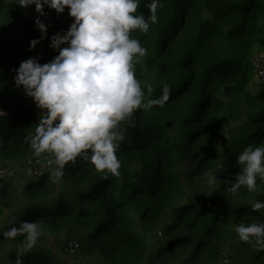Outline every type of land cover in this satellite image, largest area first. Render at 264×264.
<instances>
[{
    "label": "trees",
    "instance_id": "1",
    "mask_svg": "<svg viewBox=\"0 0 264 264\" xmlns=\"http://www.w3.org/2000/svg\"><path fill=\"white\" fill-rule=\"evenodd\" d=\"M150 2L140 0L137 14L147 19ZM160 3L157 23L149 22L147 33L136 30L131 37L147 49L136 65L145 98L159 97L164 82L171 87V97L163 108L135 113V127L128 128L118 152L121 174L105 176L78 159L66 166L62 179L46 172L38 180H28L18 212L6 207L0 212V233L20 220L38 222L50 231L74 226L76 238L66 241L64 247L75 243L74 253L80 255L98 250L101 264H114L111 254L120 247L127 259L118 264H138L142 259L164 264L177 254L190 252L188 264L198 262L203 254L209 261L220 258L223 237L230 227L264 221V214L251 209L255 201H264L258 187L253 192L242 188L233 196L223 183L240 172L237 158L246 147L264 144V84L256 80V90L249 84L255 76L253 56L264 49V0ZM44 12L40 19L50 24L48 37L35 48L42 46L47 53L50 37L63 34L73 18L67 8L57 14L46 6ZM37 16L34 5L25 9L0 0V110L2 105L12 107L0 122V138L11 141L0 148L6 156L28 152L39 120L40 110L22 102L23 88H17L14 81V69L19 66L14 61L31 52L30 40L41 35L34 23ZM7 30L13 32L8 38L1 35ZM57 54L53 50L48 57ZM9 83L15 94L7 100L1 87ZM146 84L153 86L151 94ZM234 123L237 125L232 126ZM199 139L202 155L194 168L181 172L178 163L184 159L183 152L191 153ZM219 158L224 165L216 192L189 195L186 187L193 184V173L206 160L205 170H210ZM1 184L0 195H11L12 186L7 181ZM160 222V238H149ZM23 240L0 235L2 264L16 263ZM254 251L252 260L264 264V252ZM22 260L23 264H68L60 263L57 252L47 251L40 241Z\"/></svg>",
    "mask_w": 264,
    "mask_h": 264
},
{
    "label": "clouds",
    "instance_id": "2",
    "mask_svg": "<svg viewBox=\"0 0 264 264\" xmlns=\"http://www.w3.org/2000/svg\"><path fill=\"white\" fill-rule=\"evenodd\" d=\"M22 8L35 6L38 14L34 23L41 33L29 42V51L48 37V27L41 16L44 9L73 18L67 30L50 37L49 47L57 51L50 61L40 63L37 57L20 62L14 69L15 86L22 87L26 97L40 110L30 147L36 157L47 158L51 176L62 179L65 168L77 160L91 164L95 171L118 177L122 162L118 156L129 127H135L134 115L144 108H163L171 97V87L164 82L161 95L145 98L136 65L147 55V49L131 33H147L150 23H157L160 0L147 5L146 19L137 14L140 0H10ZM62 45H64L62 47ZM264 75V71L260 72ZM147 93L154 89L146 84ZM3 117L7 114L0 110ZM241 166L234 180H226L227 191L233 196L242 188L257 191V179L264 180V144L246 147L237 158ZM217 174L209 173L207 184L214 185ZM211 194V193H210ZM253 212L264 214V201L251 205ZM234 231L240 241L252 244L264 252V221L239 223ZM44 234L41 224L20 220L0 233L15 240L24 237L17 249L16 264L33 249Z\"/></svg>",
    "mask_w": 264,
    "mask_h": 264
},
{
    "label": "rangeland",
    "instance_id": "3",
    "mask_svg": "<svg viewBox=\"0 0 264 264\" xmlns=\"http://www.w3.org/2000/svg\"><path fill=\"white\" fill-rule=\"evenodd\" d=\"M205 16H207V13H205ZM211 17V16H210ZM227 30V27L224 28ZM13 32L10 30H7L5 32H1V35L4 37L8 38L10 35H12ZM47 44L48 41L45 40L43 44L44 50L47 49ZM256 49V47H254ZM53 49H49L47 53H45L42 49V46L37 47L33 49L31 52H29L27 55L20 57L19 59L15 60L14 63L20 64V62L24 59L30 58V57H37L39 59L40 63H46L50 61V57H48L49 54ZM257 51V50H256ZM259 77L258 75H255L251 81H250V88L252 90L259 89L256 85V79ZM264 83V81H263ZM3 90L5 97L7 100H10L13 95L15 94V89L14 85L12 83H9L7 85H3L1 87ZM22 102H26L27 105H34L36 106L32 99L29 97H26V95L23 96ZM20 105L19 107H21ZM2 110L8 115L9 110L12 107L6 108V106L2 105ZM6 115V116H7ZM6 116L0 115V122L6 118ZM244 119L245 117L242 116ZM239 123V122H238ZM232 126H236L237 123L231 124ZM232 127H230V130ZM182 131L179 130L177 133V137ZM10 140H4L3 138H0V148L4 144H10ZM195 146L193 148V151L191 153L184 151V159L182 161L180 160L178 163V170L181 172L189 170V168L192 166L193 168L197 164V159L202 155V149L199 150L198 147L202 145V139H199L197 141H194ZM224 146L222 147V149ZM44 157L42 155L41 157H36L33 154V150L30 149L28 150L27 153H19V154H10V155H2L0 153V162L12 166L14 168H18L20 166L23 167V171L15 174L13 177L10 179H7L5 181L8 182L12 186V194L11 195H6V196H1L0 195V212L6 207L9 211H17L19 210L22 202V194L24 190V185L25 183L34 176L41 175L42 173L46 172H51V166L50 168L47 167L43 164V160L38 162V167H35L34 169H29L26 165L28 162H36L38 159ZM49 158H52L51 156H47ZM33 160V161H31ZM206 162H203L202 166L199 167L195 173H193L192 176V182L193 184L186 187V191L188 192L189 195H196V194H206V193H211L214 194L216 190L219 187V177H220V170L223 168L224 165V160L222 158L217 159L212 168L208 171L205 170V165ZM28 172H32L31 175L28 174ZM209 173H215L217 174V183L214 185H208L207 180H208V175ZM42 174V175H43ZM41 177V176H40ZM34 181L35 179H30ZM38 180V178L36 179ZM2 184L0 185L1 188ZM258 192L264 193V180H260L258 178ZM244 223V222H242ZM74 226H65L59 229H54L50 231L49 229L44 230V234L46 237L44 239L39 238L38 241L41 242L42 246L47 249V251H53L54 253L57 252L58 256V261L60 263L62 262H67L68 264H101L102 259L100 257L99 251L94 250L90 254H83L80 255V253L77 251L76 253H69L65 251L64 244L66 241L74 238H76L72 233L74 232ZM163 228V222H160L157 225V228L155 230H152L149 232L148 237L151 239H157L160 238L157 234L159 231H162ZM38 243V242H37ZM242 241L239 240L237 234L234 231L233 227H230L227 229L224 237H223V243L221 246V252H220V258L214 261H209L206 258V254H203V257L199 259L198 262L195 263H188V264H262L261 260L258 261H253L252 258L255 253V249L252 246V244H245L242 245ZM71 246H73V243L71 242ZM113 258L114 264L118 263H124L125 260L127 259V253L124 251L122 247L118 248L116 251V254L114 253L111 254ZM6 256H8V252L6 253ZM78 256H81V258H77ZM116 256V257H115ZM190 256V252H183L180 254L175 255V257L170 260L169 262H166L164 264H186L188 257ZM226 259V263H225ZM0 264H2L0 262ZM7 264H16L12 262H7ZM138 264H162V263H151L148 261V259H142L141 261L138 262Z\"/></svg>",
    "mask_w": 264,
    "mask_h": 264
},
{
    "label": "built area",
    "instance_id": "4",
    "mask_svg": "<svg viewBox=\"0 0 264 264\" xmlns=\"http://www.w3.org/2000/svg\"><path fill=\"white\" fill-rule=\"evenodd\" d=\"M252 65H253V68H254V75H258L259 76L256 79L257 82L259 84H261V85L264 84L263 83L264 75H260V72L264 71V49H261V50L256 52V54L253 56V59H252ZM49 159H51V158H49V157L45 158V156H44V157L38 159L36 162H28L26 166L29 169H34L35 167H38V162L43 160V164L46 166V168L47 167L50 168L51 166L48 164V160ZM31 161H33V160H31ZM22 171H23V167L22 166H20L18 168H14L12 166L5 165V164L0 162V182L1 181H5L7 179H10L15 174H17L19 172H22ZM28 174L31 175L32 172H28ZM42 174L38 175V176L31 177L30 179H37L40 176H42ZM75 247H76L75 243H73V246H71V243H69L65 247V251L69 252V253H73L75 251ZM225 263H226V259H225Z\"/></svg>",
    "mask_w": 264,
    "mask_h": 264
}]
</instances>
